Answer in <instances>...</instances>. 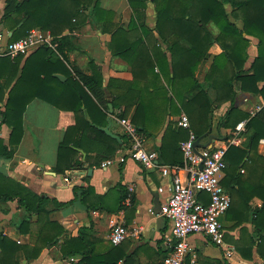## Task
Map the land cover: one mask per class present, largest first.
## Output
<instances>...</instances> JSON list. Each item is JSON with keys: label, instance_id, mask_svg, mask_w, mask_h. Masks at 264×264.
Instances as JSON below:
<instances>
[{"label": "crops", "instance_id": "1", "mask_svg": "<svg viewBox=\"0 0 264 264\" xmlns=\"http://www.w3.org/2000/svg\"><path fill=\"white\" fill-rule=\"evenodd\" d=\"M6 1L0 0V20ZM100 3L103 8L114 11L112 22H102L100 25L86 22L76 25L71 31L66 27L63 33L68 34L69 38L60 52L62 56L65 55V60L71 64L73 70L78 68L87 74L94 71L102 73L108 99L115 103L109 102L106 122L97 126L103 129L111 121L110 131L119 134L122 138L120 143L124 145L113 154L104 156L101 153L104 148L102 145H95L84 138L82 141L86 150L74 146L78 153L74 155L67 150L58 162L59 143L64 137L66 126L74 124V113L62 110L40 97L32 98L23 113L22 139L12 156L0 155V171L44 197L45 210L40 214L43 219L40 221L38 214L33 213L27 222L20 225L26 215L23 208L17 201L0 200V235L10 237L17 244L33 246L39 234L38 229L46 219L57 223L53 230L61 228L62 232L55 244L43 246L38 256L31 259H27L26 250L22 248L13 249L11 246L5 254L0 249V264H71V256H74L75 261L79 255L64 254L61 244L65 239L78 237L81 233L83 239L89 240L96 251L105 252L110 244L108 234L112 218L138 228V234L124 240L128 250L133 251L132 264H163V259L170 251L166 238L171 233L172 223L155 204H162L169 195L167 186L171 174L164 175L161 165L182 164L184 157L180 158L181 150L177 144L182 140H178V137L184 135L185 130L178 125V120L180 114L186 112L190 127L194 129L195 116L180 109L179 100L171 105L165 98L162 85L170 90L171 85L167 82L166 65L159 47L167 51V44L160 41L159 33L153 28V20L149 21L148 16L152 17L153 6L149 3L146 8L136 13L128 0H100ZM70 9L73 6L70 5ZM144 15L148 21L142 23L139 17ZM133 16L136 23H130ZM117 25L121 32L112 39V31ZM209 27L212 31H217L212 22ZM0 31L13 33V30L3 25H0ZM112 40L121 53H114ZM256 42L255 38L251 39V57L256 52ZM126 47L127 50L124 49ZM222 50L223 47L217 42L210 46L209 54L196 70L197 77L203 79L214 56ZM167 55L170 61L171 54L168 51ZM219 61L226 64L227 70L231 71V66L223 57ZM244 68H249V60ZM215 70L213 78L220 77L222 74L218 68ZM169 71L168 75L172 76L171 65ZM211 82L212 79L202 80L215 102L210 127L198 137L199 141L218 145L235 133L236 127L231 131V128L221 126V121L233 103L237 106L236 118L241 116L237 123L241 124L238 130L240 142L235 145H243L251 132L246 122L262 108L264 97L242 90L239 83L235 82L234 99L231 101L218 97L219 90ZM5 96L7 97V93ZM258 105L261 107L256 110ZM253 109L254 113L251 112ZM121 111L125 112L127 119L132 120L135 117L136 122L133 123L142 130L140 131L144 136L145 147L158 152L156 165L144 167L137 160L127 157L122 163L115 162L101 167L100 163L104 159L123 152L129 144L128 136L118 120V113ZM244 113L248 115L245 116ZM93 114L97 116L95 111ZM97 118L101 119L99 116ZM10 131L11 128L2 122L0 112V138L6 144L9 142ZM226 134L229 136L226 137ZM79 135L80 130L71 132L72 138H78ZM123 135L127 142H124ZM257 152L264 156V137L258 142ZM249 154L248 151L244 161ZM72 159L73 164L66 167ZM244 161L236 170L238 178L231 180L232 175H228L226 170L222 177V184L231 196L230 207L224 214L225 223L223 220L222 223L225 244L232 248V255L227 256L224 246L216 244L204 234L192 233L189 236L190 252L197 255L200 264H264V242L260 239L264 231L259 233L253 223L254 209L261 207L263 202L264 159L255 154L253 160L247 159L245 164ZM58 166L65 169L58 170ZM76 169L78 174L73 171ZM180 174L185 177L184 170ZM65 176L70 178L69 182L64 180ZM161 186L164 187L162 191L159 189ZM199 196L204 201L209 200L206 193ZM251 236L257 239L254 243L251 242ZM27 251L31 253L33 250L27 248Z\"/></svg>", "mask_w": 264, "mask_h": 264}, {"label": "trees", "instance_id": "2", "mask_svg": "<svg viewBox=\"0 0 264 264\" xmlns=\"http://www.w3.org/2000/svg\"><path fill=\"white\" fill-rule=\"evenodd\" d=\"M128 1L136 13L146 8L149 3L153 4L155 11L153 28L159 33L160 41L167 44V51L171 54L169 61L167 51L159 47L166 65L167 82L171 85V90L162 85L165 98L167 102H171V105L179 100L180 109L194 114L196 118L194 117L193 130L198 137L210 127L215 102L202 80L212 79L211 85L219 90L218 97L231 99V101L234 99L235 82L239 83L242 90L261 94L264 97V0ZM70 5L73 6L72 10ZM113 16L114 11L103 8L100 0H7L0 25L13 30L11 35H7L8 40L19 38L34 28L49 29L57 36L59 50L63 51L62 46L69 38L68 34L63 33L66 27L71 31L76 25L86 22L100 25L102 22H112ZM143 18L139 17L140 22L145 23ZM210 22L217 27L216 32L210 29ZM237 22H241V25ZM130 23H136L134 16ZM146 31L148 32L149 29ZM120 32L121 29L117 25L112 31V39H115ZM252 38H255L257 42L256 52L251 57L249 46ZM215 42L219 43L223 50L214 56L203 79L197 77L198 66L209 54V48ZM111 47L114 53L122 52L115 48L113 40ZM64 57L65 55L60 57L53 49L45 45L14 58L9 55H0V102H3L0 105V112L2 122L11 128L7 144L0 138V155L12 156L20 143L24 133L23 113L28 102L34 97H40L62 110L74 113L75 122L66 126L64 137L59 143L58 162L67 150L76 155L78 150L74 146L85 149L82 141L84 138L95 145L97 143L102 145L104 148L101 153L104 156L113 154L124 145L97 126L105 124L106 111L109 110L111 101L103 84L102 73L94 71L92 74H87L78 68L71 70L64 61ZM221 57L231 66V71L227 70L226 64L220 63ZM248 60L249 68L246 69L244 65ZM169 65L172 67V76L168 75ZM215 68H218L222 74L218 78H213L212 75ZM56 72L64 73L66 79L62 80L56 76ZM227 91L228 94H226ZM5 97L6 101H4ZM111 102L115 103L114 100ZM94 111L101 118L100 120L93 114ZM236 112L237 106L232 103L221 121V126L229 127L233 131L241 119V116L236 118ZM118 115L125 117V112L121 111ZM244 115L248 114L244 113ZM131 121L135 123V117H132ZM246 126L251 131L248 133L246 142L243 145H230L226 154L225 170L228 175H232L231 180L238 178L236 170L244 161L248 151L250 154L244 164L247 159L253 160L255 154L264 159V156H260L257 152L258 142L261 137H264V105L249 117ZM183 129L185 134L179 136L178 140L188 136V129ZM74 130H80L78 138L71 137V132ZM139 130H141L140 127ZM228 136L226 134V137ZM122 137L124 142H127V138L124 135ZM177 146L180 148V143ZM182 156L181 150L180 158ZM72 161L73 159L66 164V167L71 166ZM57 169L65 168L58 166ZM262 196V206L254 209L253 217V223L259 233L264 231V194ZM0 200L17 201L23 208L26 215L22 218L20 225L27 222L33 213L38 214L40 221L43 219L40 214L45 210L44 197L1 171ZM55 225L57 223L53 220L46 219L42 222L33 246L17 244L10 237L0 235V249L5 254L11 246L13 249L22 248L26 250L27 259L34 258L38 256L43 246L49 243L55 244L58 241L62 229L53 230ZM260 239L264 242V235L261 234ZM256 240L251 236L252 243ZM92 245L89 240L83 239L81 233L78 237L65 239L61 244V250L69 256L79 255L78 260L72 261L71 264H132L133 251L128 250L124 241L119 244L110 242L105 252L96 251ZM27 248L33 251L27 253Z\"/></svg>", "mask_w": 264, "mask_h": 264}, {"label": "built area", "instance_id": "3", "mask_svg": "<svg viewBox=\"0 0 264 264\" xmlns=\"http://www.w3.org/2000/svg\"><path fill=\"white\" fill-rule=\"evenodd\" d=\"M7 35L6 32L0 31V55L14 58L45 45L63 57L57 36L51 30L34 28L13 40H8ZM66 64L73 70L69 62L66 61ZM260 107L261 105H258L256 110ZM251 112L254 113L255 109ZM118 120L128 136L129 144L123 152L104 159L100 163L101 167H107L115 162L122 163L127 157L137 160L144 167L156 165L158 152L145 147L144 136L139 128L125 117H118ZM178 125L188 129V136L180 141L184 160L182 164L161 165L164 175L171 174L167 186L169 195L161 204V213L172 223L171 233L166 238L170 251L163 259V264H200L197 255L190 252L189 236L192 233L204 234L216 244L224 246L227 256H231L232 248L225 244V230L221 220L230 207L231 196L222 184V177L227 167L226 154L229 146L240 142L238 130L241 124H237L235 133L223 143L198 147L199 152L195 146V141L199 138L191 129L186 112L180 114ZM181 170H184L185 177L181 176ZM73 171L78 174L77 169ZM64 180L69 182L70 178L65 176ZM130 189L132 190L133 187L131 186ZM159 189L162 191L164 187L161 186ZM200 193L208 194L209 200L201 199ZM127 199H130V193ZM136 234H138L137 227H130L123 220L111 219V229L108 234L111 243L119 244ZM74 259V256H71L70 262Z\"/></svg>", "mask_w": 264, "mask_h": 264}, {"label": "water", "instance_id": "4", "mask_svg": "<svg viewBox=\"0 0 264 264\" xmlns=\"http://www.w3.org/2000/svg\"><path fill=\"white\" fill-rule=\"evenodd\" d=\"M11 34H12V31L8 32V35H11ZM55 75L60 77L61 79H65L66 78V76L64 74H62V73H55ZM110 106H112V105L110 104ZM110 123H111V121H109L108 125L105 126L103 129L105 130V132H107L108 134H110L111 136L116 138L119 142H121L122 141L121 136L119 134H116V133H113V132L110 131V129H109ZM195 146H196V150L199 152L198 147H200V146L205 147V146H210V145L209 144H205V143H201L199 141V139H197L195 141ZM201 167H202V163L200 164V168ZM155 204L158 205L159 210L161 211V202H159V203L155 202Z\"/></svg>", "mask_w": 264, "mask_h": 264}, {"label": "rangeland", "instance_id": "5", "mask_svg": "<svg viewBox=\"0 0 264 264\" xmlns=\"http://www.w3.org/2000/svg\"><path fill=\"white\" fill-rule=\"evenodd\" d=\"M151 6H153V4H151ZM152 10H153V11H152V17H151L150 15L148 16V17H149V21H152L153 18H154V12H155V11H154V7H152ZM142 17H144V18H143V21H145V22L148 21L147 18H146V15H144V16H142ZM237 23L241 25V22H237ZM221 220H223V222L225 223V216H224V215L221 217Z\"/></svg>", "mask_w": 264, "mask_h": 264}]
</instances>
